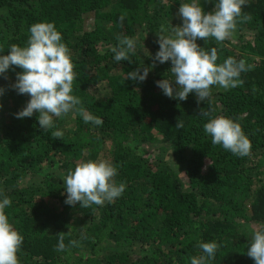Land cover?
<instances>
[{
  "label": "trees",
  "instance_id": "trees-1",
  "mask_svg": "<svg viewBox=\"0 0 264 264\" xmlns=\"http://www.w3.org/2000/svg\"><path fill=\"white\" fill-rule=\"evenodd\" d=\"M185 0H0V50L26 46L29 28L54 22L70 50L77 109L54 118L45 131L38 113L18 119L30 99L10 85L19 67L0 77V193L23 235L20 264H190L198 245L216 241L209 264H255L246 250L264 228V0H248L235 32L225 41L198 39L216 47L218 63L244 59L250 70L236 88L212 86L209 100L195 93L178 101L157 81L171 78V62L154 61L161 25H182ZM206 12L216 0H201ZM124 16L121 21L120 17ZM137 41L131 61L114 60L118 38ZM143 82L128 72L151 66ZM169 71V72H168ZM103 119L95 126L81 113ZM228 117L251 141L247 156L211 143L204 125ZM61 130L62 138L52 131ZM105 159L126 185L114 202L82 208L65 203L64 177L87 160ZM65 250L58 251L59 236ZM75 240V246L71 241Z\"/></svg>",
  "mask_w": 264,
  "mask_h": 264
},
{
  "label": "clouds",
  "instance_id": "clouds-1",
  "mask_svg": "<svg viewBox=\"0 0 264 264\" xmlns=\"http://www.w3.org/2000/svg\"><path fill=\"white\" fill-rule=\"evenodd\" d=\"M248 0H216L214 11L206 12L201 0H185L177 15L182 25L165 27L161 25L156 32L159 50L154 61L160 64L171 62V78L157 81L164 95L178 101H185L195 93L199 101L209 100L212 86L223 89L236 88L242 83L241 74L250 70L244 59L227 57L218 63L216 47L200 46L198 39L214 38L216 42L228 39L236 30L238 21L243 18L242 8ZM121 21L124 16L120 17ZM26 46L12 44L9 54H0V77L6 78L10 68L19 67L16 81L10 85L18 94L30 97L26 105L16 113V118L32 117L38 113L39 126L46 132L55 127L54 118H59L77 109L81 99L73 94L74 72L72 56L62 33L54 22H37L29 28ZM135 38L122 36L118 44L111 48L115 61H131L135 55ZM4 50H0L3 53ZM155 63L143 70L137 68L128 72L127 79L143 82L147 79ZM168 71V72H169ZM6 89L0 87V97ZM2 107V105H0ZM85 123L95 126L103 124V119L87 111L81 113ZM204 131L211 137V143L221 145L225 150L243 157L250 154L252 144L240 123L220 116L210 119ZM52 137L62 138L61 130L51 132ZM117 167L108 160L96 159L79 163L64 177L66 199L71 206L79 202L82 208L93 204L103 205L114 202L126 188L117 184ZM10 197L0 193V264H20L18 253L24 241L23 235L13 226L5 209L10 207ZM72 246L76 241L70 242ZM202 254L193 256L190 264H209L214 260L220 245L216 241L202 242L198 245ZM64 236H59L58 251L65 250ZM255 264H264V228L254 231L246 250Z\"/></svg>",
  "mask_w": 264,
  "mask_h": 264
}]
</instances>
